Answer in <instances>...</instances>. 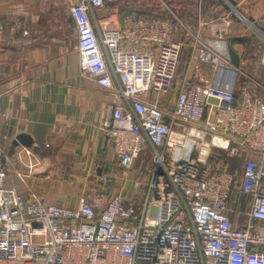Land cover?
Here are the masks:
<instances>
[{"label": "built area", "instance_id": "obj_1", "mask_svg": "<svg viewBox=\"0 0 264 264\" xmlns=\"http://www.w3.org/2000/svg\"><path fill=\"white\" fill-rule=\"evenodd\" d=\"M107 2L69 0L68 15L82 73L124 100L100 123L119 164L152 152L143 197L82 195L60 205L7 187L0 167V264H264V98L239 82L242 65L232 66L230 19L211 21L207 38L203 22L192 31L177 19L192 36L179 74L174 22L131 13L109 23L97 16ZM261 45L264 66V35ZM198 63L212 68L209 79L197 76ZM223 154L240 158L238 172L219 162ZM232 192L249 196L236 224Z\"/></svg>", "mask_w": 264, "mask_h": 264}, {"label": "crops", "instance_id": "obj_2", "mask_svg": "<svg viewBox=\"0 0 264 264\" xmlns=\"http://www.w3.org/2000/svg\"><path fill=\"white\" fill-rule=\"evenodd\" d=\"M232 3L245 12L246 38L244 43L229 40V44L240 54L241 65L246 48V72L250 73L248 61L257 58L253 48L264 35V0ZM62 4L60 0H0V167L8 171L6 186L25 197L42 194L67 206L76 205L82 195L108 197L119 192L133 198L137 174L124 175L128 179L122 183L126 173L100 127L111 116V105L124 100L82 73L75 24ZM231 12L211 21L219 23L228 17L231 27ZM199 21L205 25L206 38L210 37L211 21ZM198 22L191 26L197 29ZM243 35L233 33L230 38ZM259 79L253 81L264 86V76ZM252 91L264 98V92ZM18 138L25 145L16 146L14 157H9ZM146 149L141 160L148 156Z\"/></svg>", "mask_w": 264, "mask_h": 264}, {"label": "rangeland", "instance_id": "obj_3", "mask_svg": "<svg viewBox=\"0 0 264 264\" xmlns=\"http://www.w3.org/2000/svg\"><path fill=\"white\" fill-rule=\"evenodd\" d=\"M222 1L225 2L230 7V4H228L226 0H222ZM60 2L64 4V7H65L64 9L68 10L69 0H60ZM200 4H201V0H108L106 6L103 7L99 12H97V16L104 18L109 23H115V22L117 23L118 21L122 19L123 15L130 13V12L131 13L136 12L140 14L154 16L156 17V19H159L160 17L170 18V19H175V20L178 18H183V20L185 21L183 22L185 24L186 23L188 24L191 21V18H189L188 16L184 17L183 12L192 13V11L195 10L194 8L195 6H198L200 8ZM237 9L239 11L231 12V17H234L235 20H237V23H239V27L242 29V31L239 33L244 34L243 37L246 38V15H245V12L239 7ZM218 10L219 11L221 10L220 7H218V9H216V7H213L214 13L218 12ZM190 29L192 31L194 30L192 26H190ZM231 35L232 33H229L227 35L228 41L233 39V38H230ZM188 36H189V41L192 40V36L189 33H188ZM261 52H262V45L261 43H259L253 48L252 54L256 55L257 58L251 59L248 61L250 73H247L246 72V48H244V65L242 64V70H241L242 72H240L238 75L239 82L245 81L246 85H248L250 89L252 90L256 89L259 93H263L264 89L261 88L256 82H254L253 78L255 77L257 80H260L259 78L264 76V73H263L264 66L261 62ZM191 55H192L191 45L189 44H186V46L183 45V53H182V58H181V62L179 65V74L185 71L190 61ZM195 66H197V76L198 77H201L204 79L210 78L212 68L209 65L198 63L197 65L195 64ZM250 69L252 71H250ZM170 103L171 102H168L167 106H169ZM147 151H148V156L145 158V160L144 159L141 160L142 158L141 156L143 155H142V152H140V154L134 159V162L130 168H125L121 166V169H123V171L126 173L122 175L123 176L122 183H125V181L131 177L133 172L137 174L136 177L133 176L134 181L132 184L134 187L133 190L136 192V195H133V198H137L138 200L142 199L144 189L146 188V185L149 179V175L151 171L153 170V168L155 167V160L153 159L152 152L149 149ZM223 157H224V154H223ZM230 160L231 159H228L229 162ZM221 161H225V160L222 159ZM239 164L241 166L242 162H239ZM124 175H126L128 178H125L126 176L124 177ZM136 181L141 182V185L139 187H136L135 185ZM127 184H129V182H127ZM93 189H96V191H99V189L96 187H93ZM239 220H242V216L239 217Z\"/></svg>", "mask_w": 264, "mask_h": 264}, {"label": "trees", "instance_id": "obj_4", "mask_svg": "<svg viewBox=\"0 0 264 264\" xmlns=\"http://www.w3.org/2000/svg\"><path fill=\"white\" fill-rule=\"evenodd\" d=\"M213 7H216V9H218V7H220V11L218 10V12H213ZM195 10L192 11V13H185L183 12V16H188L189 18H191V21L188 23V25H192L193 23L198 22L199 18L202 19L203 21L207 22V21H211L214 17L216 16H220L223 14H228L231 12V8L222 0H201V4H200V8L198 6L194 7ZM135 14H140V13H136V12H132ZM127 14H131L127 13ZM125 14V15H127ZM122 16V18H124V16ZM142 16H145L147 18H151V19H156V17L151 16V15H145V14H140ZM159 18V17H157ZM159 19H163V20H168L171 22H174L175 24V34H174V39L176 41H182L186 44H189V36L188 33L184 30L183 26L180 24V22L176 19H170V18H159ZM182 21L183 18H180ZM185 22V21H184ZM6 27V26H5ZM242 29L239 27V23H237V20H235L234 17H232V24L230 27V33H239L241 32ZM240 41L242 43L245 42V38L244 37H240V38H233L232 39V43H235L234 41ZM184 44V45H186ZM264 73V71H263ZM173 93H169V94H162L159 97V102L162 106H167V103L170 101V98H172ZM167 102V103H166ZM226 156V157H225ZM225 160V161H221V160ZM219 160L220 163L224 162L225 165H227L229 167V169L233 172H238V170L240 169L239 166V162L241 161L240 158H231L230 162L228 161L227 155L224 154V157ZM232 161V162H231ZM249 204V196L246 195H241L238 192H232L230 200H229V206L232 208V212H231V217L233 220V223L236 224L237 221L239 220V217L241 216L240 211L241 210H245L247 208Z\"/></svg>", "mask_w": 264, "mask_h": 264}, {"label": "water", "instance_id": "obj_5", "mask_svg": "<svg viewBox=\"0 0 264 264\" xmlns=\"http://www.w3.org/2000/svg\"><path fill=\"white\" fill-rule=\"evenodd\" d=\"M228 2V4H230L231 8L233 9V11H239L236 6L232 3L231 0H226ZM228 51H229V55H230V58H231V63H232V66L235 68V71L237 69H239L241 67V56L240 54L232 47L231 44H229L228 46ZM20 144H23L25 145V142H24V139L23 138H18L14 143L13 145L11 146L10 148V151L8 153V156L9 157H14L15 155V147L20 145ZM4 159V158H3ZM5 161V160H4Z\"/></svg>", "mask_w": 264, "mask_h": 264}, {"label": "bare ground", "instance_id": "obj_6", "mask_svg": "<svg viewBox=\"0 0 264 264\" xmlns=\"http://www.w3.org/2000/svg\"><path fill=\"white\" fill-rule=\"evenodd\" d=\"M174 136H178L177 134H174ZM208 150H209V147H208V145H203L202 146V152H203V154H206L207 152H208Z\"/></svg>", "mask_w": 264, "mask_h": 264}]
</instances>
